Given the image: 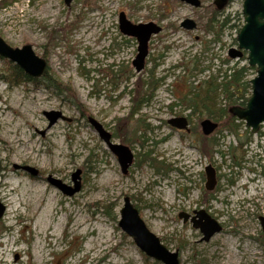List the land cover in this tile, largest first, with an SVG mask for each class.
<instances>
[{
    "label": "rangeland",
    "instance_id": "374dc122",
    "mask_svg": "<svg viewBox=\"0 0 264 264\" xmlns=\"http://www.w3.org/2000/svg\"><path fill=\"white\" fill-rule=\"evenodd\" d=\"M213 1L201 0L195 9L175 0H72L69 6L63 0H0L1 39L14 49L30 45L45 60L49 76L68 85L85 112L81 115L69 93L24 82L9 85L3 75L15 65L0 58V204L5 208L0 264H160L144 256L118 228L125 197L163 245L179 253L180 264H264L259 220L264 217V124L252 134L236 119L235 135L206 110L194 113L188 101L220 84L225 68L248 67L247 53L237 60L228 57L244 24L243 0H232L221 11ZM120 13L133 24L153 22L162 28L149 42L140 75L132 66L137 42L120 33ZM184 19L194 21L196 29H183ZM210 20L213 30L207 32ZM223 20L228 22L221 28ZM111 70L121 72L113 78ZM125 73L133 77L127 81ZM150 76L158 88L136 115L128 116V93L139 90L138 78L145 83ZM255 76L253 68L245 80ZM208 96L209 111L228 112L245 103L251 89L235 102L225 100L219 88ZM49 111L73 122L59 121L46 130L43 113ZM87 116L132 146L135 159L128 175L121 173ZM176 116H188L191 132L167 125ZM125 117L127 122L120 120ZM204 119L218 123L209 137L201 133ZM136 121L148 126L147 133L138 130L124 141V130L132 132ZM144 135L148 141L142 148L139 138ZM203 140L208 158L199 151ZM146 154L151 161L143 158ZM14 165L33 167L39 177L16 171ZM207 165L216 171L211 192L205 189ZM77 170L81 190L72 197L46 180L51 176L72 186ZM46 211L52 241L42 234ZM199 211L222 228L208 242L201 241L191 222L178 217L190 214L198 222ZM229 252L239 260L228 261Z\"/></svg>",
    "mask_w": 264,
    "mask_h": 264
},
{
    "label": "water",
    "instance_id": "95a60500",
    "mask_svg": "<svg viewBox=\"0 0 264 264\" xmlns=\"http://www.w3.org/2000/svg\"><path fill=\"white\" fill-rule=\"evenodd\" d=\"M69 6L72 0H63ZM195 9L201 7L200 0H176ZM232 0H214L213 5L217 11L223 10ZM242 15L244 24L239 30L236 41L237 47L231 48L228 57L237 60L242 57L243 52L247 53V64L256 68V76L250 80L251 96L244 107H233L229 113L238 121L245 124L252 134H256L260 126L264 124V0H243ZM120 33L129 38H134L137 42V54L132 61V66L136 74L143 71L145 61L148 56V43L152 36L159 34L162 29L153 22L133 24L127 20L124 13L118 16ZM185 30H195L196 24L191 19H185L181 23ZM0 58L9 61L17 66L31 79H39L46 71V62L38 57L30 45H25L21 49H14L7 45L0 37ZM43 116L48 122L46 130H49L57 122H70L59 111L44 112ZM88 123L93 127L98 137L107 146L109 151L117 158L121 173L127 174L133 162V153L129 147L121 144L111 143V136L102 125L93 118L88 119ZM170 127L179 130H188L187 120L184 117H175L167 121ZM218 124L204 119L200 122L201 133L210 136L217 129ZM45 132H42L44 135ZM14 170L22 171L32 178H37L39 172L30 166H13ZM81 171L77 170L72 175V186L64 185L61 181L47 177V182L61 191L67 197H72L81 189ZM206 183L205 189L208 192L214 190L216 186V172L208 166L205 169ZM5 208L0 204V219L3 217ZM201 220L193 222V228L199 229L202 234L201 241L208 242L215 234L221 232V226L203 211L197 213ZM119 228L135 244L137 249L147 258L159 262L160 264H180L179 253L168 250L160 239L155 236L140 218L138 211L134 208L128 197L123 200V206L119 211ZM179 218L186 222L187 217L179 214ZM262 231L264 232V217L259 218Z\"/></svg>",
    "mask_w": 264,
    "mask_h": 264
},
{
    "label": "trees",
    "instance_id": "16d2710c",
    "mask_svg": "<svg viewBox=\"0 0 264 264\" xmlns=\"http://www.w3.org/2000/svg\"><path fill=\"white\" fill-rule=\"evenodd\" d=\"M228 20H223L220 27L223 28L225 27V25L227 24ZM213 23V20H210L208 25L206 26L207 32H211L213 30V28L211 27V24ZM249 70H253V68L247 67V66H243L241 68L236 67H227L223 70V74H221V82L218 85H213L206 89L204 92V95L202 96V94H194V98L192 99L193 104V112H198V113H202V110H206V112L208 113V116L211 117V119H213L212 117H214L215 119H217L218 121H221V123H224L223 126L225 128H227L228 131H230L232 134L237 135V125L239 123H237L236 118H234L229 111L227 112L226 108H222L220 110H218V112H211L209 111L208 107H207V103L206 101L210 100V97L208 96L210 91H214L216 89L219 88V90L221 91L222 96L225 98V100H232L234 99L235 101H240L243 99V93L247 92V90L251 89L250 85H249V81L245 80L247 73ZM121 70H111V74L113 78H116L119 74H120ZM127 75V81H129V79L131 77H133V75H131L130 73H125ZM3 79L6 83H8L9 85H14V84H19V83H29L32 84L34 87H39L41 86L40 81L39 80H33L31 78H29L27 75L24 74V72L22 70H20L18 67L14 66L11 67L9 69H7L4 72L3 75ZM45 87L47 88H51L53 90L58 91L59 93H69V95L71 96L72 103L73 105L76 107V109L81 113V114H85L84 112V107L81 106L76 100H75V96L72 93V91L70 90L69 86L66 84L61 83L60 81H57L56 79H52L49 78L48 81L45 82V84H43ZM137 85L140 86V92H136L133 93V90L130 91L128 94L131 96V104H132V108L129 112L128 116H133L136 115V113L140 110V108L142 107V105L144 103H146L147 101H149L150 96L152 95V92L155 90V88L157 87V82L154 81L153 77L150 76L149 77V81L145 82V83H139V78L137 79ZM146 88V91L143 89ZM189 96V93H187L186 95H184V99H187V97ZM247 102V101H246ZM245 103L241 104L240 107H244ZM127 122V118H122L120 120H124ZM214 120V119H213ZM148 126L145 125L143 122L141 121H136L135 124V131L137 129H145ZM125 132H123V139L124 141H129V135L135 136L136 132H127V130H124ZM146 133V132H145ZM141 138V137H140ZM142 138H145V135L142 136ZM146 139V138H145ZM148 141V139H146ZM201 142V141H200ZM141 143V142H140ZM143 144V143H141ZM212 146L210 147V150L212 149ZM207 143L206 141L203 140V142L199 143V151L200 153L208 158L209 157V150L207 151ZM143 158L145 160L151 161L149 158V154H146L143 156ZM236 165H239L238 163H236ZM264 174V171H263Z\"/></svg>",
    "mask_w": 264,
    "mask_h": 264
},
{
    "label": "flooded vegetation",
    "instance_id": "af4514ba",
    "mask_svg": "<svg viewBox=\"0 0 264 264\" xmlns=\"http://www.w3.org/2000/svg\"><path fill=\"white\" fill-rule=\"evenodd\" d=\"M162 29V28H161ZM156 36V35H155ZM153 37V36H152ZM151 37V38H152ZM151 40V39H150ZM150 42V41H149ZM148 45H149V43H148ZM145 68V67H144ZM144 70V69H143ZM143 72V71H142ZM141 72V73H142ZM140 73V74H141ZM139 74V75H140ZM49 78H52V77H50L49 76V69H48V66H46V71L42 74V76L38 79L39 81H40V84L42 85V86H44L43 84H45V82L46 81H48V79ZM52 79H54V78H52ZM93 81H94V79H92ZM138 86V88H139V90L137 91L138 93L140 92V86L139 85H137ZM47 88V87H46ZM146 88L147 87H145V91H146ZM158 88V84H157V87L155 88V90L152 92V95L150 96V98H149V100L152 98V96H153V94H154V92L156 91V89ZM145 104V103H144ZM137 114V113H136ZM81 115H83V114H81ZM177 117H184V118H186V120H187V124H188V130H181V131H177V130H174V131H176V132H186V133H189V132H191V130H190V123H189V118H188V116H176V118ZM89 118H93V117H91V116H87V121H88V119ZM175 118V117H174ZM69 119V118H68ZM94 119V118H93ZM71 121L70 122H68V123H71V122H73L72 121V119H70ZM97 121V120H96ZM98 122V121H97ZM167 123V122H166ZM101 124V123H100ZM102 125V127H103V129L106 131V132H108L109 134H110V136H111V139H110V141H111V143H114V144H121V145H125V146H127V147H129V149L131 150L132 149V146L130 145H126V144H123V143H121L120 141H119V135H118V133L117 132H109L107 129H106V127H105V125H103V124H101ZM91 126V125H90ZM92 127V126H91ZM93 128V127H92ZM94 130V129H93ZM138 130H140V129H137L136 131L135 130H133L132 132H138ZM145 132L147 133V131H148V127L147 128H145ZM95 131V130H94ZM42 136H44V135H42ZM107 147V146H106ZM108 149V148H107ZM109 150V149H108ZM132 151V150H131ZM133 153V152H132ZM134 159H135V154L133 153V162H132V165H133V163H134ZM131 165V166H132ZM131 168V167H130ZM129 168V169H130ZM129 169H128V171H127V174L126 175H128V173H129ZM215 189V188H214ZM186 217H187V219H186V222H191L192 224H193V222L194 221H196L195 220V218H194V216L193 215H190V214H184ZM193 216V217H192ZM192 220H194V221H192ZM185 223V222H184Z\"/></svg>",
    "mask_w": 264,
    "mask_h": 264
},
{
    "label": "bare ground",
    "instance_id": "6f19581e",
    "mask_svg": "<svg viewBox=\"0 0 264 264\" xmlns=\"http://www.w3.org/2000/svg\"><path fill=\"white\" fill-rule=\"evenodd\" d=\"M204 95V94H203ZM202 95V96H203ZM194 98V97H193ZM188 100V99H187ZM189 104H190V106H193V102H192V99L190 98L189 100ZM171 119V118H170ZM58 123V122H57ZM168 125V124H167ZM169 126V125H168ZM170 127V126H169ZM47 128V127H46ZM52 128V127H51ZM50 128V129H51ZM171 129H174V130H177V131H181V130H179V129H176V128H173V127H170ZM49 129V130H50ZM146 130L145 129H140L139 130V132H145ZM139 142H141V143H143V144H141L140 143V145L142 146V148H144V147H146V143H147V140L145 139V138H139ZM132 150V152L134 153V151H133V149H131ZM208 166H210L214 171H215V169H214V167L213 166H211V165H207L206 167H205V169L208 167ZM205 169H204V172H205ZM216 172V171H215ZM81 190V189H80ZM80 192V191H79ZM237 197H239V198H241L239 195H237ZM53 202V199L50 201V203H52ZM135 208V207H134ZM136 209V208H135ZM137 210V209H136ZM138 211V210H137ZM200 212V211H199ZM199 212H197V213H199ZM204 212V211H203ZM45 214H44V216L43 217H45L44 218V221H43V232H42V234H43V236H44V238L46 239V240H49V241H52V238H54V236H55V234L53 233V231H51V223H50V218H49V213L46 211V212H44ZM205 213V212H204ZM206 214V213H205ZM207 215V214H206ZM179 217V216H178ZM182 219V218H181ZM183 220V219H182ZM119 221H120V218H119V220H118V223H117V226H118V224H119ZM118 228H119V226H118ZM120 229V228H119ZM232 242L231 241H229V240H226L225 241V244H231ZM228 254V256H227V259H228V261H234V262H236V261H238L239 260V257H238V255L237 254H235V253H233V252H229V253H227ZM145 256V255H144ZM252 256H250L248 259H252V260H254V261H257V259L255 258V257H252Z\"/></svg>",
    "mask_w": 264,
    "mask_h": 264
}]
</instances>
